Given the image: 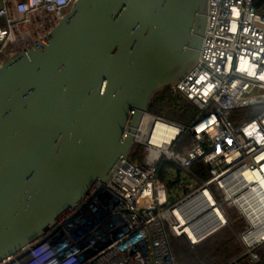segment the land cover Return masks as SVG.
<instances>
[{
  "label": "water",
  "instance_id": "95a60500",
  "mask_svg": "<svg viewBox=\"0 0 264 264\" xmlns=\"http://www.w3.org/2000/svg\"><path fill=\"white\" fill-rule=\"evenodd\" d=\"M208 0H75L0 61V262L131 157L156 97L198 61Z\"/></svg>",
  "mask_w": 264,
  "mask_h": 264
},
{
  "label": "built area",
  "instance_id": "2783aa9c",
  "mask_svg": "<svg viewBox=\"0 0 264 264\" xmlns=\"http://www.w3.org/2000/svg\"><path fill=\"white\" fill-rule=\"evenodd\" d=\"M0 1L1 61L45 39L75 0ZM170 90L196 106L191 122L146 113L177 130L164 146H154L136 139L144 114L131 157L120 160L108 181L0 264H176L171 238L202 241L229 223L226 207L246 222L240 238L250 261L256 260L264 243V190L256 181L251 193L242 174L258 170L264 181V13L254 0H208L198 61ZM184 135L191 141L178 152ZM164 162L186 175L202 163L209 177L169 201L159 178ZM245 189L255 206L249 214L236 204Z\"/></svg>",
  "mask_w": 264,
  "mask_h": 264
},
{
  "label": "trees",
  "instance_id": "16d2710c",
  "mask_svg": "<svg viewBox=\"0 0 264 264\" xmlns=\"http://www.w3.org/2000/svg\"><path fill=\"white\" fill-rule=\"evenodd\" d=\"M254 5L264 13V0H254ZM150 112L175 123L187 125L194 118L197 108L180 95L172 93L168 88L156 97ZM232 120L237 122L235 118H232ZM190 141L191 138L188 135L182 137L177 150H181L182 146H188ZM201 166L202 164L196 163L192 169ZM235 240L233 235L225 229L208 237L195 246L193 250L190 249L189 244L182 237L171 238V246L176 264H201L202 262H205V264H230L231 260L243 250L239 242ZM255 253L257 258L254 262L250 261L248 255H243L236 263L232 264H264V245L257 247Z\"/></svg>",
  "mask_w": 264,
  "mask_h": 264
},
{
  "label": "bare ground",
  "instance_id": "6f19581e",
  "mask_svg": "<svg viewBox=\"0 0 264 264\" xmlns=\"http://www.w3.org/2000/svg\"><path fill=\"white\" fill-rule=\"evenodd\" d=\"M149 125L150 128H148ZM140 128L141 129L140 131H138L136 139L143 142L148 141L151 145L154 146H164L166 143L169 142V140H171L174 137V135L177 132L176 127L167 125L161 120L152 119V117L148 114H145L143 116L142 126ZM263 172H264V167H263ZM242 174L245 177L244 179L246 180V185H248V187L251 189V193L253 192L252 191L253 189L254 191L257 190L258 188L259 189L263 188L264 190V181L261 178L262 175L261 172H259L258 170H256L254 173L250 171H244ZM256 181L260 182V185L257 186L258 187L257 189L253 187L254 186L253 182ZM242 185L237 186L239 187L238 189L242 188ZM245 188H247V186ZM242 194L243 195L239 199L236 198V204L242 213L249 214L251 212V208L255 207L251 203V201H247V194H250V190L245 189L242 192ZM248 217L250 218L251 215H249ZM186 230L191 238L193 239L197 238V236L193 233L192 229L189 226L186 228ZM245 237L249 240V242H251V233L246 234Z\"/></svg>",
  "mask_w": 264,
  "mask_h": 264
},
{
  "label": "crops",
  "instance_id": "0c3cea01",
  "mask_svg": "<svg viewBox=\"0 0 264 264\" xmlns=\"http://www.w3.org/2000/svg\"><path fill=\"white\" fill-rule=\"evenodd\" d=\"M0 5H1V1H0ZM180 142H181V140L176 143L175 149L178 152H180V151L184 152L188 146L183 147L181 150H177V147L179 146ZM200 164H202V163H200ZM168 166H170V165H167V162H164L162 164V166H160L159 178L166 183L169 201H172L173 199L177 198L178 194H182L186 191H189L190 188L193 187V185H195L197 183H201L202 181L208 179V177H209V173L206 169V166L203 164L200 168L191 169V174H188V175L183 173L181 171V169L178 167L170 168ZM225 229H227L233 235V237L239 242L240 246L243 249H245L243 244L241 243L239 234L236 235V233H239L240 229L238 227H234L233 223L231 225L221 227L217 231L208 235L202 241H204L208 237H210L216 233H219ZM181 237L189 244L190 249H194L195 246H197L198 244H200L202 242V241H200L194 245H191L184 236H181ZM181 237H172V238H181ZM263 245H264V243L258 247H261ZM171 249H172V246H171ZM172 252H173V249H172ZM173 255H174V253H173ZM174 257H175V255H174ZM175 261H176V259H175ZM233 262L234 261H231L230 264H232Z\"/></svg>",
  "mask_w": 264,
  "mask_h": 264
},
{
  "label": "rangeland",
  "instance_id": "374dc122",
  "mask_svg": "<svg viewBox=\"0 0 264 264\" xmlns=\"http://www.w3.org/2000/svg\"><path fill=\"white\" fill-rule=\"evenodd\" d=\"M184 136H186V135H184ZM180 144H181V142H180ZM182 148H183V146H182ZM180 152H182V151H180ZM225 211L229 216V223L226 224L225 226L231 225L233 223L234 227H238L240 229L239 233H236V235L239 234V237H240L241 231H243L246 227V222L243 220V218L239 215V213L237 212V210L234 207H231V208L226 207ZM240 240H241V238H240ZM235 241H237V240H235ZM241 243H242V241H241ZM191 250H193V249H191ZM243 255H246L245 249L241 250V252L235 258H233V260H231V261H234L233 263H236V261L239 258H241ZM201 264H205V262H202Z\"/></svg>",
  "mask_w": 264,
  "mask_h": 264
}]
</instances>
